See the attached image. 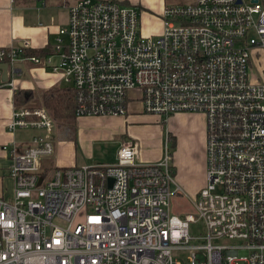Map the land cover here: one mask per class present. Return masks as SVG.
Instances as JSON below:
<instances>
[{
    "label": "built area",
    "instance_id": "built-area-1",
    "mask_svg": "<svg viewBox=\"0 0 264 264\" xmlns=\"http://www.w3.org/2000/svg\"><path fill=\"white\" fill-rule=\"evenodd\" d=\"M140 15L114 0H79L58 32L57 63L27 56L25 45L0 48V65L49 68L75 91L77 118L126 117L132 95L144 114H203L198 219L169 211L181 189L168 145L156 163H138V143L128 142L113 164L44 171L54 120L16 108L9 131L42 135L9 148L15 191L0 197V264H184L179 252L192 264H264V3L170 6L156 37L142 34ZM197 220L203 238L191 234Z\"/></svg>",
    "mask_w": 264,
    "mask_h": 264
},
{
    "label": "crops",
    "instance_id": "crops-1",
    "mask_svg": "<svg viewBox=\"0 0 264 264\" xmlns=\"http://www.w3.org/2000/svg\"><path fill=\"white\" fill-rule=\"evenodd\" d=\"M78 1L0 0V48L26 45L27 51L38 52L32 56L42 59L52 56L54 63H57L53 51L58 32L67 26L69 9ZM114 1L140 11L141 31L144 36L156 37L162 33L163 15L166 8L170 7L168 0ZM261 1L264 3V0ZM57 86L66 87L59 75L51 72L49 68L27 61L10 66L8 78L3 74L0 78V197L4 199H12L15 191V182L10 176L12 160L9 148H12L13 144L24 147L34 136L42 135V132L37 130L9 131L8 123L16 108H19L14 103L15 93L22 90L32 91L36 95L39 93L37 98L39 100L45 90ZM145 120L147 118L142 111V105L137 97L135 99L132 95L126 117L77 118L74 128L68 125L65 128H58L55 125L52 136L55 154L43 160L42 168L44 171L52 172L56 168L67 169L87 164L99 144L114 146L116 156L111 160L112 163L95 165L115 163L122 145L128 142L138 143V160L143 163L159 162L164 156L166 145L171 152L176 146L174 154L172 153L175 181L181 189L180 195L186 198L193 197L194 200L206 186L205 116L179 113L165 121L169 130L177 125L184 128L183 151L179 148L180 145H177L176 138L172 140L171 133L167 136L168 131L164 127L160 130L159 142L153 143V150L142 149L141 142L144 144L146 142L138 127L142 126Z\"/></svg>",
    "mask_w": 264,
    "mask_h": 264
},
{
    "label": "rangeland",
    "instance_id": "rangeland-1",
    "mask_svg": "<svg viewBox=\"0 0 264 264\" xmlns=\"http://www.w3.org/2000/svg\"><path fill=\"white\" fill-rule=\"evenodd\" d=\"M193 2V0H168L169 6H175V5H189ZM27 76V75H26ZM34 98L31 100V102L25 106V108H44L42 106V94L39 100H37L39 93L36 95L34 93ZM140 107V106H139ZM147 120H145L142 126H139L138 129L140 131V134L143 137V140L146 142L145 144L141 142L142 149L145 148V150H153V143L159 142L160 140V130L167 129V136L169 133H171L172 140L176 138L177 145L179 144V148H181V151L185 148V140H184V128L180 125H177L172 130L168 129L167 124H165V121L167 120L166 117H158L156 115H148L144 114ZM116 123V122H114ZM21 135V133H20ZM147 144V145H146ZM103 147V148H102ZM103 150V151H102ZM175 148H172V153L174 154ZM68 151V150H67ZM180 151V150H179ZM78 150V155H79ZM205 153H206V174H207V136H206V146H205ZM116 156L115 154V148L114 146H111V144H107L102 146V144H99L95 147L93 157L90 158V160L87 162L88 165H95L98 163H112V159H114ZM138 163H143L140 160H138ZM86 165V164H84ZM80 166V165H79ZM78 166V167H79ZM83 166V165H81ZM191 197V196H190ZM193 197L192 198H186L183 195L174 196L171 199V206L169 208V211L172 215H177L181 218H184L186 215H193L196 219H198V213L193 206ZM191 234L196 238H203L206 236V230L205 226L202 221L197 220V223L191 224ZM199 243H203V241H199ZM177 258L184 261V264H192L190 261V255L188 252H179L176 254Z\"/></svg>",
    "mask_w": 264,
    "mask_h": 264
},
{
    "label": "trees",
    "instance_id": "trees-1",
    "mask_svg": "<svg viewBox=\"0 0 264 264\" xmlns=\"http://www.w3.org/2000/svg\"><path fill=\"white\" fill-rule=\"evenodd\" d=\"M38 54V52L26 51L27 56ZM45 54V53H44ZM34 98L32 91H18L15 93L14 103L16 107H25ZM42 106L52 116L58 128H65L67 125L75 127L76 122V100L75 91L67 87H53L42 93Z\"/></svg>",
    "mask_w": 264,
    "mask_h": 264
},
{
    "label": "water",
    "instance_id": "water-1",
    "mask_svg": "<svg viewBox=\"0 0 264 264\" xmlns=\"http://www.w3.org/2000/svg\"><path fill=\"white\" fill-rule=\"evenodd\" d=\"M9 65H7V64H5V65H0V70H2L3 71V75L5 76V77H7L8 78V76H9Z\"/></svg>",
    "mask_w": 264,
    "mask_h": 264
}]
</instances>
